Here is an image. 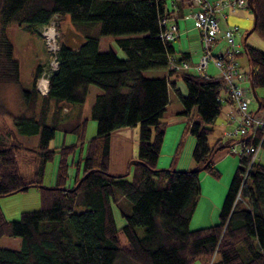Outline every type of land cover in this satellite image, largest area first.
Returning <instances> with one entry per match:
<instances>
[{
	"label": "trees",
	"instance_id": "trees-1",
	"mask_svg": "<svg viewBox=\"0 0 264 264\" xmlns=\"http://www.w3.org/2000/svg\"><path fill=\"white\" fill-rule=\"evenodd\" d=\"M166 1L0 0V87L20 84L19 64L6 36L8 25L40 37L39 30L53 15L59 22L68 16L83 38L76 48L59 44L58 67L49 77L45 97L34 89L42 69L35 67L31 89L21 92L30 116L12 115L0 101L1 118H10L25 133L39 136L37 163L28 180L20 174L16 157L23 147L0 139V197L35 187L41 204L37 210L21 212L17 221H7L0 210V238L20 239L18 249L0 248V264H193L198 259L207 264H264V165L251 162V157L238 155L218 223L196 230L188 226L200 194L199 173L218 177L213 157L229 146L219 140L209 145L208 135L230 97L219 78L170 70L168 59L175 51L171 42L159 37L160 22L168 18ZM251 5L256 15L253 33L264 42V0H251ZM103 36L114 38L124 58L110 49L99 51ZM238 55L246 59L247 79L260 101L259 111L252 114H264V94H258L264 90V53L244 44ZM158 69H164L165 76L142 74ZM172 75L182 81L184 95L171 82ZM90 86L100 92L90 107L96 133L86 141L87 119L69 117L62 108L63 104L80 107ZM168 87L184 115L192 108L198 115V121L185 127L194 138L195 170L156 168L166 127L161 118ZM36 100L40 103L37 113L32 110ZM132 126L137 127V154L131 177L127 178L129 173L113 176L108 172L110 134ZM56 131L73 134L77 144L50 148ZM248 138L249 144L259 143L264 150L263 129ZM75 149L80 151L78 159L70 161ZM54 155L59 161L55 179L51 187H45L44 167ZM72 165L75 175L68 184ZM77 207L83 211L75 212ZM113 208L124 221L120 228Z\"/></svg>",
	"mask_w": 264,
	"mask_h": 264
},
{
	"label": "rangeland",
	"instance_id": "rangeland-1",
	"mask_svg": "<svg viewBox=\"0 0 264 264\" xmlns=\"http://www.w3.org/2000/svg\"><path fill=\"white\" fill-rule=\"evenodd\" d=\"M247 13V11H246ZM247 19L244 21L243 19H230L229 27L237 26L239 29L234 34V44L237 49L241 52L242 51V44L243 39L246 33L252 27V15L247 13ZM67 20H69V17ZM187 21V26L190 31L187 35H181L178 41L173 43L174 48L177 50L180 42L184 44L185 50H187L191 58L187 62L189 68L185 71L187 73H198L195 71L194 67L199 63L200 58L202 56V47H201V40L199 31L193 28V21L192 19L185 20ZM240 22V23H237ZM64 20L60 23V26H63ZM63 23V24H62ZM67 29V30H66ZM58 32L57 43L59 45V41L61 44L68 46L70 48H76L83 42V38L79 35L73 28L65 27L61 28L62 36L60 37L59 31V24L56 28ZM6 36L12 42L14 53L13 59H15L19 64L20 69V84L19 85H8L0 87V101L4 104V106L8 109L9 112L13 115H20L26 114L25 113V101L21 95L23 91L30 90V83H31V74L32 71L35 69V65L32 66L34 62V58L40 54L38 48V39L36 37H30L32 39L30 43L24 45L23 39L25 37L29 38V35L26 34L23 28L18 27L16 25L10 24L6 28ZM246 43H253L257 40V36L255 33H251L247 36ZM41 39V38H40ZM219 41L211 49V55L216 56L218 53H223L225 49L228 47L227 43L223 39H218ZM260 41V40H258ZM42 42V40H41ZM263 43V42H260ZM43 45V44H42ZM264 47V44H261ZM184 48V47H183ZM44 49V46H43ZM99 49L101 52H105L107 50H112L119 58H124L123 52H121L114 41V38L111 36H103L100 38L99 41ZM45 52V51H44ZM238 69L244 72L248 71L246 59L243 55L236 56L235 59ZM47 64V57L45 54V61L41 68ZM203 74H207L208 76H215L218 75V70L213 66L212 62H208L205 70L202 72ZM142 74L146 77H158L160 75H165L166 71L164 69L158 70H143ZM178 88L184 92L182 84H178ZM245 89L248 87L244 85ZM100 90L95 86H90L88 88V94L86 96L85 102L80 106L81 107V116L82 118L87 119L86 130H85V140L91 139L96 133V123L90 118V107L93 102V98L96 94H98ZM174 91L171 88H168V96L172 100V104H170L169 109H172L174 105H176L177 97L173 93ZM250 92V90H249ZM185 93V92H184ZM256 93V92H255ZM259 95L264 94V90L260 89L258 91ZM251 95V93H250ZM252 97V96H251ZM65 107L69 108V110L76 114V110L78 108L77 105L71 104H63ZM225 110L227 105H224ZM223 108V109H224ZM225 110L221 112L220 115L214 119L213 123L210 127L213 128V131L208 135V144L213 145L217 140L221 142V144L232 142H238L241 137L237 133L234 134L235 130L237 129L238 122L228 124L225 116ZM249 110L251 112L256 110V104L252 100L249 106ZM193 112L191 113L192 120H197L198 115L196 109L193 108ZM66 113V112H62ZM262 112L255 114L256 117H262ZM64 116V114H61ZM22 126L16 125L10 118H1L0 117V139L4 141H15L18 142L23 148L18 149L16 152L17 162L20 174L23 176H28L34 171L35 165L37 163V155H36V147L37 143L39 142V136L35 134L25 133V131L21 130ZM232 141V142H231ZM77 144L76 138L73 134H63L61 131H56L52 140H50L49 147L50 148H60L61 146H70ZM194 146V138L191 136L187 131L186 135L183 139H178L176 142L172 156L166 163V148L162 150V154L160 157L159 162L165 161V167H158V163H156L157 169H166L170 166L171 160L174 156V164L171 167L173 170L176 171H185V170H178L181 164L188 160H191V152ZM85 146L82 151V155L84 153ZM237 149V148H236ZM238 150V149H237ZM79 149H75L72 157L69 158L73 161L78 159L79 156ZM238 155L230 153L228 147L218 150L214 157L213 163L217 171L219 172L218 177H214L205 171H201L199 173V186H200V194L198 196V200L192 216L190 217L189 221V228L190 230H196L203 227L212 226L218 223L219 221V212L221 209V205L225 199L227 189L233 177V173L238 165ZM227 157V158H226ZM256 162H259L264 165V150L259 148L257 150L256 156L254 157ZM235 161V165L232 167L231 160ZM58 155H54L53 159L45 164L44 172H43V179L42 184L45 187H51L53 185L55 179V172L57 168ZM195 170V169H193ZM68 184H71L72 178L75 175V165H72L68 168ZM131 177V169L128 175V179ZM40 195L39 190L35 187H30L23 192L14 193L8 196L0 197V210L3 214V217L7 221H17L19 219L20 213L24 211H33L37 210L40 207ZM114 212V219L116 226L120 228L124 221L120 217L118 211L113 208ZM75 212L83 211V208L77 207L74 209ZM121 237V236H120ZM121 239H123L121 237ZM20 246V239L13 238V237H1L0 238V248L2 249H18ZM193 264H207V261L204 259H198Z\"/></svg>",
	"mask_w": 264,
	"mask_h": 264
},
{
	"label": "built area",
	"instance_id": "built-area-1",
	"mask_svg": "<svg viewBox=\"0 0 264 264\" xmlns=\"http://www.w3.org/2000/svg\"><path fill=\"white\" fill-rule=\"evenodd\" d=\"M194 7V12L189 19L193 21V28L199 31L202 56L199 63L194 67L195 71L202 75L208 62H212L213 66L218 70L216 78L221 79L228 91L230 101L236 106L240 115V122L234 134L240 135L241 139L238 142H232L228 146L230 153L249 156L251 162L255 160L257 150L260 144H249L248 137L253 138L256 129L264 130V117H256L249 110L251 101L253 100L249 86L245 89V83H248V77L238 69V65L234 57L239 51L234 48L233 31L225 30L223 33L224 40L229 45L228 51L218 53L216 56L211 55V49L216 41L219 32V20L221 18L220 11L224 7L243 8L247 9L246 0H190ZM59 24V18L54 16L50 19L47 25H44L40 30V38L44 46V51L47 57V64L42 67L40 75L35 79L34 89L40 97H45L48 94V82L51 74L57 70V52L59 45L57 43L58 32L56 30ZM160 24L163 29L159 37L162 41L172 42L177 37V26L168 18L161 20ZM170 70L176 72H185L189 66L186 62H177L175 58L168 59ZM238 150H237V149ZM250 162V163H251Z\"/></svg>",
	"mask_w": 264,
	"mask_h": 264
},
{
	"label": "crops",
	"instance_id": "crops-1",
	"mask_svg": "<svg viewBox=\"0 0 264 264\" xmlns=\"http://www.w3.org/2000/svg\"><path fill=\"white\" fill-rule=\"evenodd\" d=\"M226 1L230 2L233 0H226ZM166 10L168 11V20H170L172 23L176 24V26H177V37L175 38L174 41L171 42L172 43L171 45L175 51V55L173 58L179 59L180 57H182L183 59H185L182 62L187 63L190 60L191 55L187 50H185L184 44H182L180 42L178 49L176 50L173 46V43L175 41H178L180 39L181 35H183V34L187 35V33L190 31V29L188 28V26L186 24L187 21H185V20H188V18L194 12L195 9L191 5L190 0H167L166 1ZM246 11H247V13H249V15L251 14L249 9H243V8L241 9V8L234 7V8L229 9V7L226 6V7L221 9L220 14L222 16L219 20V32L217 34L216 41H215L214 45L216 44L217 41H219L218 39L224 40V38H222V37H223V33L225 32V30H232L233 31V44H234V34H235V32L238 31L239 28L237 26H233L230 28L228 23H229L230 19H233V20L234 19H239V20L243 19L245 21L247 19V15H248L246 13ZM252 19H253V16H252ZM63 20L65 22H63L64 24L62 23L63 26L61 27L60 23ZM60 23H59V31H60V37H61L62 36L61 28H64V26L73 28V26H72L73 24H71L70 21L67 20L66 16L61 18ZM237 23H240V22L237 21ZM30 37H36L38 39V41H39L38 48L40 51V54L34 58V62L32 63V66L33 65H35V67L36 66H42L44 61H45V52L43 49L41 39L38 35H36V36L29 35V38L25 37L23 39L24 45L30 43V41L32 40V39H30ZM257 38L258 39L255 40L253 43H246L247 40L243 41L242 46L244 44H247V45H249L253 48H256V49H258L264 53V47H262V45H261V44H264V42L258 36H257ZM246 39H248V38H246ZM258 40H260V41H258ZM99 41H100V39H99ZM260 42H263V43H260ZM60 43L61 42L59 41V44ZM237 47L238 46H236L234 44V48L237 49ZM98 48H99V43H98ZM228 49H229V45L225 49L224 52L228 51ZM99 51L101 52L100 49H99ZM234 59H236V56L234 57ZM247 67H248V65H247ZM241 72H243L248 77V71L247 72L241 71ZM32 73H33V71H32ZM30 76H31V83H30V89H31V87H32V74ZM162 76H165V75H160L158 77H162ZM20 79H21V75H20ZM170 80H171V82L175 83L176 88L179 90V92H181L180 94L184 95L185 94L184 93L185 88H184L182 81L180 79H175L173 75L170 77ZM179 83L182 84L184 92H182V90L180 88H178ZM245 85L249 86V82L245 83ZM168 88H170V87H168ZM222 97L224 98L225 96H222ZM171 102H172V100L168 96V103L165 107V110H164L162 118H161L162 121L165 122L166 127L164 130V136H163L162 144L160 147L159 155L157 156L158 159H157L156 163H158V167H165V165H166L165 161L159 162L161 155L164 156V154H162V150H164V148H166V163H167V161L172 156L174 146H175L176 142L178 141V139H180V138L183 139L184 136L186 135L185 127L194 121V120H192L193 118H191L192 117L191 113L193 112L192 111L193 108L190 110L189 115L186 116V115H184V113H182L183 108H182L178 98H177L178 103H176V105H174V107L172 109H169L170 104H172ZM225 104L227 105V107L229 106L228 108H226V110L224 108ZM32 110L36 113L40 110L39 100H36L35 104L32 107ZM224 110H225V116H226V120H227L228 124H232V123L235 124L237 121L238 125H239V122H240L239 112L237 111L236 106L230 100L227 102L226 101L224 102L222 109H221V112ZM63 111L66 112L69 115V117H76L78 115L81 116V107L77 108L76 114L72 113L69 110V108H67V107L62 108V112ZM25 112H26V107H25ZM221 112H220V114H221ZM26 115L30 116L29 113H26ZM262 117H264V114H262ZM195 121H198V119ZM212 131H213V128H212ZM136 136H137V127H133V126L132 127H126V128H119V129H116V130L111 132L110 142H109L111 149L109 152L108 172L110 174H112L113 176L114 175H123L125 173L130 172L131 165H132V164H130V161H132L134 159V157H136V154H137V145H136L137 137ZM230 160L232 162V167H233L235 165V161L232 159H230ZM173 164H174V156L171 160V164L169 167L171 168L173 166ZM194 168H195V165L191 159L190 161H188V160L184 161L181 164V166H179L176 169H178V170H192ZM31 175L32 174L30 171V175H28V176L22 175V176L26 180H28L31 177Z\"/></svg>",
	"mask_w": 264,
	"mask_h": 264
},
{
	"label": "water",
	"instance_id": "water-1",
	"mask_svg": "<svg viewBox=\"0 0 264 264\" xmlns=\"http://www.w3.org/2000/svg\"><path fill=\"white\" fill-rule=\"evenodd\" d=\"M246 4H247V8L250 10V12H251V14H252V16H253V21H252V27H251V29L246 33V35L244 36L243 41H245L246 38H247V36L253 32V30H254V28H255L254 25H255V22H256V15H255V11H254V9L252 8L251 0H246ZM248 82H249V80H248ZM249 90H250V93H251L252 99H253V101H254L255 104H256V110H255V112H257V111H259L258 109H260V101H259V99H258V97H257V95H256V93H255L254 87H253V85L251 84V82H249ZM134 161H135V160L130 161V164H133ZM203 168H204V167H202L201 170H203ZM28 188H29V186H25V187H23L22 189H20V191L27 190Z\"/></svg>",
	"mask_w": 264,
	"mask_h": 264
},
{
	"label": "bare ground",
	"instance_id": "bare-ground-1",
	"mask_svg": "<svg viewBox=\"0 0 264 264\" xmlns=\"http://www.w3.org/2000/svg\"><path fill=\"white\" fill-rule=\"evenodd\" d=\"M255 116V115H254Z\"/></svg>",
	"mask_w": 264,
	"mask_h": 264
}]
</instances>
